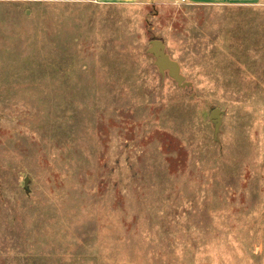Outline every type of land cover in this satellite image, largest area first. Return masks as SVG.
I'll return each instance as SVG.
<instances>
[{"label":"rangeland","instance_id":"1","mask_svg":"<svg viewBox=\"0 0 264 264\" xmlns=\"http://www.w3.org/2000/svg\"><path fill=\"white\" fill-rule=\"evenodd\" d=\"M0 264H264V2L0 0Z\"/></svg>","mask_w":264,"mask_h":264},{"label":"water","instance_id":"2","mask_svg":"<svg viewBox=\"0 0 264 264\" xmlns=\"http://www.w3.org/2000/svg\"><path fill=\"white\" fill-rule=\"evenodd\" d=\"M148 53L155 57V65L162 75L168 73L180 87L190 86V82L187 81L186 76L182 73L181 65L178 61L171 58L166 51V45L161 39H154L151 41V45L148 49ZM215 128V136L220 131L222 124V111L216 108L210 115Z\"/></svg>","mask_w":264,"mask_h":264},{"label":"crops","instance_id":"3","mask_svg":"<svg viewBox=\"0 0 264 264\" xmlns=\"http://www.w3.org/2000/svg\"><path fill=\"white\" fill-rule=\"evenodd\" d=\"M19 2H95L102 5H130L141 3L145 0H16ZM190 5H240V6H254L258 5L264 0H180Z\"/></svg>","mask_w":264,"mask_h":264}]
</instances>
